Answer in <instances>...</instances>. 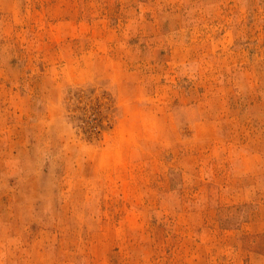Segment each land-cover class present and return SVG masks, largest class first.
Returning a JSON list of instances; mask_svg holds the SVG:
<instances>
[{"label": "rangeland", "instance_id": "rangeland-1", "mask_svg": "<svg viewBox=\"0 0 264 264\" xmlns=\"http://www.w3.org/2000/svg\"><path fill=\"white\" fill-rule=\"evenodd\" d=\"M0 264H264V0H0Z\"/></svg>", "mask_w": 264, "mask_h": 264}]
</instances>
